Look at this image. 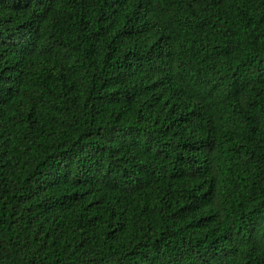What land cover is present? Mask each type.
<instances>
[{
    "label": "trees",
    "instance_id": "trees-1",
    "mask_svg": "<svg viewBox=\"0 0 264 264\" xmlns=\"http://www.w3.org/2000/svg\"><path fill=\"white\" fill-rule=\"evenodd\" d=\"M0 264H264V0H0Z\"/></svg>",
    "mask_w": 264,
    "mask_h": 264
}]
</instances>
